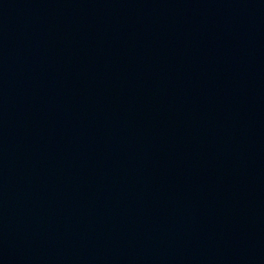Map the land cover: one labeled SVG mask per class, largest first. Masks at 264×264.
I'll return each instance as SVG.
<instances>
[{
    "label": "water",
    "instance_id": "water-1",
    "mask_svg": "<svg viewBox=\"0 0 264 264\" xmlns=\"http://www.w3.org/2000/svg\"><path fill=\"white\" fill-rule=\"evenodd\" d=\"M0 264H264V0H0Z\"/></svg>",
    "mask_w": 264,
    "mask_h": 264
}]
</instances>
